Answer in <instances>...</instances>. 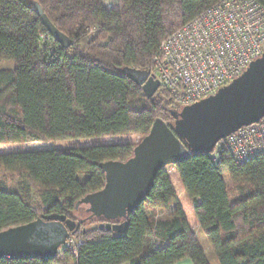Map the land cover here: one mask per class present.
I'll use <instances>...</instances> for the list:
<instances>
[{"label":"trees","instance_id":"16d2710c","mask_svg":"<svg viewBox=\"0 0 264 264\" xmlns=\"http://www.w3.org/2000/svg\"><path fill=\"white\" fill-rule=\"evenodd\" d=\"M220 0H0V145L134 135L107 145L0 154L3 171L25 175L39 204L0 185V231L59 214L80 222L70 235L83 244L54 260H0V264H264V155L235 163L224 155L190 158L155 176L147 200L125 219L124 235L93 228L84 196L101 190L107 161L124 162L155 119L172 128L180 110L160 87L146 99L141 87L121 76L123 68L152 72L167 36ZM264 8V0H254ZM71 40L64 49L35 14ZM238 186L230 199L224 176ZM79 176H84L80 181ZM177 180L192 207L177 204ZM173 211L155 221L160 211ZM191 218H187L186 210ZM122 222V221H120ZM201 230L214 261L194 234Z\"/></svg>","mask_w":264,"mask_h":264},{"label":"water","instance_id":"95a60500","mask_svg":"<svg viewBox=\"0 0 264 264\" xmlns=\"http://www.w3.org/2000/svg\"><path fill=\"white\" fill-rule=\"evenodd\" d=\"M33 9L47 33L67 49L71 40L59 32L38 4ZM121 76L140 86L146 99L160 88L149 71L125 67ZM169 115L173 119L172 128L163 120L155 119L129 159L99 164L104 173L103 188L75 204L76 209L85 206L88 219L105 222L98 225L99 229L124 235L126 217L147 200L158 172L183 163L193 154L211 153L220 140L264 117V53L251 61L229 85L179 111L172 110ZM80 224L52 214L0 231V260H54Z\"/></svg>","mask_w":264,"mask_h":264},{"label":"built area","instance_id":"2783aa9c","mask_svg":"<svg viewBox=\"0 0 264 264\" xmlns=\"http://www.w3.org/2000/svg\"><path fill=\"white\" fill-rule=\"evenodd\" d=\"M151 75L179 108L214 94L264 53V8L254 0H220L162 40ZM209 153L239 164L264 155V117L220 140ZM59 250L83 244L69 237Z\"/></svg>","mask_w":264,"mask_h":264},{"label":"rangeland","instance_id":"374dc122","mask_svg":"<svg viewBox=\"0 0 264 264\" xmlns=\"http://www.w3.org/2000/svg\"><path fill=\"white\" fill-rule=\"evenodd\" d=\"M119 0H103V6L109 8L114 4L118 3ZM15 64L11 61H5L0 63V69H13ZM152 74V73H151ZM136 140L134 135L129 136H106V137H94V138H87V139H68V140H61V141H51V142H27V143H14V144H6L0 145V154L3 153H12V152H23V151H32V150H53V149H70L75 147H88L93 145H107L114 144L117 142H123L126 140ZM166 171L168 173H173L174 169L171 167H167ZM84 176H79L80 181L84 180ZM226 187L228 189L230 199L235 201L236 197H238V186L234 184L228 175L224 176ZM0 185L4 186L9 190H14L19 195H22L24 198H28L32 203L39 204L40 199L38 197L37 191L34 190L31 186L28 185L26 182L25 175L17 174V173H8L3 171V168L0 166ZM174 186L177 194V204L181 207H192L190 202L187 200L183 190L180 188L177 180L174 181ZM171 211L174 209L175 205L171 206ZM170 211V210H169ZM168 212L160 211L154 217L155 221L166 220L168 218ZM191 212L190 210H186V216L190 219ZM100 225V224H94ZM93 225V226H94ZM92 226V227H93ZM194 234L205 251V254L210 258L211 261H214L213 256H211V249L206 243V240L199 228L194 227L193 229ZM215 264V263H213Z\"/></svg>","mask_w":264,"mask_h":264},{"label":"crops","instance_id":"0c3cea01","mask_svg":"<svg viewBox=\"0 0 264 264\" xmlns=\"http://www.w3.org/2000/svg\"><path fill=\"white\" fill-rule=\"evenodd\" d=\"M172 208V207H171ZM171 208H170V211H169V213H171L172 211H173V209H172V211H171ZM168 213V214H169ZM190 218H191V215H190ZM197 228V227H196ZM198 238V237H197ZM175 264V263H174ZM176 264H193L190 260H183V261H181V262H178V263H176Z\"/></svg>","mask_w":264,"mask_h":264},{"label":"flooded vegetation","instance_id":"af4514ba","mask_svg":"<svg viewBox=\"0 0 264 264\" xmlns=\"http://www.w3.org/2000/svg\"><path fill=\"white\" fill-rule=\"evenodd\" d=\"M85 207V206H84Z\"/></svg>","mask_w":264,"mask_h":264}]
</instances>
